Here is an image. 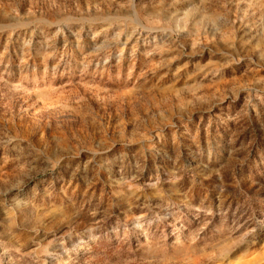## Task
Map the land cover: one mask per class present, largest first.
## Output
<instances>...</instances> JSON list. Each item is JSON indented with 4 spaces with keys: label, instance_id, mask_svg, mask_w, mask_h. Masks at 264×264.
<instances>
[{
    "label": "rangeland",
    "instance_id": "obj_1",
    "mask_svg": "<svg viewBox=\"0 0 264 264\" xmlns=\"http://www.w3.org/2000/svg\"><path fill=\"white\" fill-rule=\"evenodd\" d=\"M0 264H264V0H0Z\"/></svg>",
    "mask_w": 264,
    "mask_h": 264
}]
</instances>
